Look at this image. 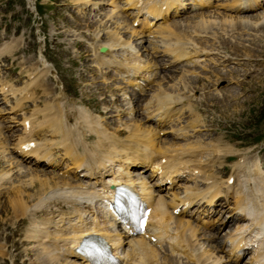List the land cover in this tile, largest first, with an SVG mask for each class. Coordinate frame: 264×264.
I'll return each instance as SVG.
<instances>
[{"label":"bare ground","instance_id":"6f19581e","mask_svg":"<svg viewBox=\"0 0 264 264\" xmlns=\"http://www.w3.org/2000/svg\"><path fill=\"white\" fill-rule=\"evenodd\" d=\"M129 1V0H124ZM232 1V0H231ZM198 5H203L205 3V0H198ZM130 6H132V9L135 11V15L132 18V21L137 18V15L142 16L141 18V24L142 26H147L149 27L148 22L157 20V19H164L167 17L170 13H174L178 7L182 6L181 0H141L140 6L136 5V0H132L131 2H128ZM163 9H161V7ZM231 7L232 4H229L227 6V9L231 12ZM226 14L220 15L222 17L221 25L223 28H221L222 31H227V27L234 28V27H254V26H259L264 28V15L263 13H256V14H245V15H239L235 17H225ZM198 16L201 17L200 23L198 24V29L197 32H204L206 30V27L208 24H213L216 21V18L218 17V14L213 15L210 17V19L207 18H202V17H209V14L206 12H200L198 13ZM228 16V15H227ZM250 18H255L259 21V23L256 22H250ZM131 21V22H132ZM163 25H159L161 27H158V30L155 29L153 30V34L157 33V37H159V41L162 42L163 44V50H169V55L174 61H181V60H187L189 57L194 58L197 56L207 58L208 62L211 63L210 60H212L211 55H210V50L213 48L211 47H201V46H196L197 42L194 41V44L187 48L186 43L187 39H185V34H178L166 27V24L164 21H162ZM195 21L191 23V25H194ZM186 27H189L187 25ZM229 29V30H230ZM150 33V32H149ZM110 41L108 42H102L99 41L97 45H103L106 47V52L103 53H96V58L99 60L101 63L106 64V66H113L119 73H121L122 78H126L127 82L131 83L132 86L137 88L138 92H141L143 88L148 84V82L144 85H140L136 82V77L139 78H144L146 81L150 78V76L153 74L152 70H147L146 66L144 68V72L141 73V68L142 66H139L138 64L131 63L129 66L123 67L120 66L117 63H114L110 61V54L111 52L115 49L114 47H117L120 45V42L115 38L112 37L109 39ZM172 40V41H171ZM205 41V39H203ZM171 41V42H169ZM186 46V47H185ZM229 47L235 48L236 46L233 44H229ZM264 46H262L263 48ZM162 50V51H163ZM11 51L10 47H5V48H0V54L1 53H9ZM105 55H109L108 58L104 59ZM205 55V56H204ZM259 55H262L259 53ZM89 71H92V69H88ZM209 77H215L218 75V70L216 69H211L207 71ZM207 77V76H206ZM220 78V77H219ZM207 86H212L210 82H207ZM95 88L99 91L103 90V87L100 85H95ZM97 91V92H99ZM31 93H27L26 91L23 94V98L30 97ZM231 97H234L232 93H230ZM153 100H151L149 103L152 106H157L162 105V109L160 111L161 114H165L168 116L171 106L172 105H178L181 102L182 103H191V98L187 96L183 91L179 92L176 90V92L172 91H165L164 89L158 90L154 95H153ZM212 96H206L205 100H212ZM114 102L117 101V99L113 98ZM60 103L59 101L53 100V102H49V106L47 108L48 111V120L47 124L51 128L53 132H57L55 134L57 136V140L60 144H63V147L66 149V153H68L71 156L72 162L74 166L81 165L83 162L89 159V162L91 160L92 163H95V165L98 167L99 165V172L101 173L102 176L104 177H99L98 179L100 180V186L98 185H92L93 189V195L99 199L102 197H108V191L110 190V184L114 185L116 184V181L118 179V170L120 168L125 169L126 168V161L127 164L132 162L133 160H138L139 158L145 157L148 155V152H146L143 149H139V158L136 153L134 155L131 151H128L130 149L128 148H137V146L131 147L129 146L128 148L125 146V142H117V143H111V150L112 154H105V153H100L102 152L103 148H109L108 141L112 139L115 134L114 133H109L106 132L103 129H97L100 133L93 132L95 135L96 140L94 143H92L90 146L84 143L86 139L90 136V134H86L85 131L81 132V139L80 135L78 132H76L75 128L69 127V125L66 123L65 128L63 129V124L64 120L68 119L70 120V117H74V122H77V124L84 125L87 130L91 131L89 127L87 126V116L88 112L86 109L83 110H78L73 107V105H69V103ZM102 102H107L106 98L104 97L102 99ZM69 105V108L74 109V111L69 112L67 109H65V105ZM22 109V106L18 108V110ZM45 116V115H43ZM195 121H197L195 119ZM138 128L137 125H130L127 126L128 131L130 130V133L133 135L135 133V129ZM118 128L114 129V132L116 133ZM211 132V129H210ZM158 145V146H157ZM156 147L157 149H160L162 145L154 144L149 137H145V148H150V147ZM173 146V145H172ZM199 145H193V144H188V145H175L173 148V151H179L181 154L185 153L187 150L190 149H195V147H198ZM213 148V147H211ZM80 150V154H77V150ZM82 155L83 157L79 156ZM227 156L226 154H223V156ZM151 156L147 158V162L149 163H155L158 159H160L162 156ZM114 162H119V166H116ZM106 163V164H104ZM161 167L166 171L167 167H170L171 169H175L177 167L176 162H170L167 160L165 164L161 165ZM109 171L110 173H108ZM89 176L94 175L93 172H88ZM106 176L107 179H104ZM208 178L206 177H201V181H206ZM36 183H40V181L37 182H31V185H35ZM235 184V181L232 185ZM263 184V180H261V185ZM226 187H230L226 183H224ZM212 186V185H209ZM209 188V187H208ZM215 188V187H212ZM257 191H260V188L257 186L256 187ZM243 193V194H242ZM253 194L252 190H247V191H242V195H237L235 191V195L233 197V203L232 206H230L228 212L230 213L229 219L227 221H230V223H235L237 221L245 222L244 226L242 225H237L238 231L243 229V232L245 231V228H248L251 224L256 223L254 216L256 214V207L254 206V203H251L250 206H248V203L246 201V194ZM14 198L17 197V189L14 190ZM241 211V212H238ZM255 213V214H254ZM254 214V215H253ZM150 221L153 220L154 224L158 225V228L160 229L159 231L154 233V236L159 238L160 240H163L165 237H171L173 238V242H182V234H183V229L184 228H189V223H181L179 221L177 223V226L179 227L177 229V232L174 233L173 235H168L167 233V227H168V220L170 219V215L167 212L166 207H163V204L161 201L156 202L154 206V210H151L150 216H149ZM257 219V218H256ZM259 220V219H257ZM148 253L151 256L154 251L149 248Z\"/></svg>","mask_w":264,"mask_h":264},{"label":"rangeland","instance_id":"374dc122","mask_svg":"<svg viewBox=\"0 0 264 264\" xmlns=\"http://www.w3.org/2000/svg\"><path fill=\"white\" fill-rule=\"evenodd\" d=\"M42 1H45V0H42ZM10 3H11L10 7H11L12 12L17 11V9L21 7V4H19L17 1L10 0ZM53 3H55V0H53ZM25 5L29 6V8L32 7L30 1L25 2ZM46 13L49 15V17L44 16L43 19L47 22V34L50 35V33L52 32L51 12L47 9ZM16 15L18 16V20H15V21L12 20L10 22L9 24L10 30H12L13 27L18 24V22H21L24 18H26L25 20L26 22H28V26H26L25 28H21V34L23 33V37L25 38V40H29L28 34L30 31H33V32L36 31L37 23L35 21L32 22V20H34L32 14L30 17H27V16L25 17L24 12L22 13L18 12L16 13ZM81 31H84V30L81 29ZM11 38L12 36L9 35L7 37V40H10ZM38 39L39 37L35 35V37L31 39V42H33L34 40L36 41ZM40 44L41 43H35V47H34L35 53L37 52L38 47H40ZM32 53L28 54L27 56H31ZM259 53L262 54L261 52ZM233 83H234V80L231 79L227 84L231 85ZM242 110L244 113L239 114V111L236 113L239 116V118L236 116L225 117V116H218V115L214 116V118L221 124H224V122L228 123L229 119L234 120L235 123L232 126L233 128L244 125L245 126L244 131L247 130L248 133L241 136L242 142L251 144L256 149H264V127L261 126V123L264 122V89H260L259 96L258 97L255 96L254 99L250 100L248 103V108L244 107L242 108ZM209 116H211V114H209ZM221 133L222 132L219 131L218 135H220Z\"/></svg>","mask_w":264,"mask_h":264}]
</instances>
